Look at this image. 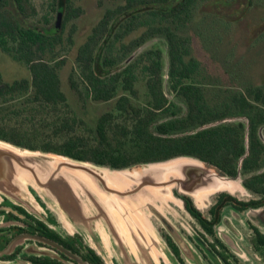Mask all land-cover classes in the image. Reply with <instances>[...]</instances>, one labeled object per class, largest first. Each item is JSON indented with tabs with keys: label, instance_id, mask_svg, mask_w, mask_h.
<instances>
[{
	"label": "trees",
	"instance_id": "16d2710c",
	"mask_svg": "<svg viewBox=\"0 0 264 264\" xmlns=\"http://www.w3.org/2000/svg\"><path fill=\"white\" fill-rule=\"evenodd\" d=\"M213 1L122 0L105 12L77 48L76 68L69 76L83 104L117 99L87 136L84 122L73 116L59 75L65 64L60 58L75 46V28L65 37L64 26L81 17L83 9L73 0H50L49 15H41L35 0H0V48L30 71L29 79L13 83L0 73V140L111 169L180 156L200 159L234 178L241 167L260 168L264 85L235 86L232 69L225 70L228 82L222 77L216 81L193 53L195 33L207 21L215 23L209 17ZM59 14L64 19L60 27ZM196 19L204 25L193 30L191 38L189 29ZM155 38L167 43L170 92L185 103L184 113L164 90L162 50L138 53ZM139 80L147 89L144 104L135 102ZM214 84L219 90L225 87V97L211 102L208 87Z\"/></svg>",
	"mask_w": 264,
	"mask_h": 264
},
{
	"label": "rangeland",
	"instance_id": "374dc122",
	"mask_svg": "<svg viewBox=\"0 0 264 264\" xmlns=\"http://www.w3.org/2000/svg\"><path fill=\"white\" fill-rule=\"evenodd\" d=\"M73 2L77 7H81L84 13L78 19L70 21L64 26L65 37L73 27L75 28V46L68 49V52L60 58H65V64L60 68L59 75L62 90L67 96L73 116L84 122L83 129L86 130L85 135L88 136L87 130H90V134H92L91 130L94 129L97 119L104 113L113 110L117 99L101 103L89 100L83 104L71 89L69 76L70 72L76 68L77 48L86 41L92 28L100 21L105 12L122 5V0H105L101 4L100 0H73ZM35 3L41 15H49L50 0H35ZM210 7L209 17L215 23L207 21L204 25L200 19H196L190 26L188 36L192 38V36L194 37L193 30L197 31L198 28L204 25L195 33L197 37L193 38L194 55L207 67L210 73L208 75H211V78L214 77L216 81L221 77L226 81L228 78L227 71L232 69L235 74V86L245 84V82L264 85V0H231L229 3L226 0H215ZM63 22L62 17L61 25ZM150 49L162 50L164 90L169 100L176 103L181 113H184L186 110L185 103L170 92L169 79L165 78L169 64L168 47L165 39L155 38L150 40L138 53ZM0 73L7 83L30 78L27 65L24 62L14 60L11 56L5 54L1 48ZM225 85L228 87L227 83ZM207 86L208 84H206ZM209 86L211 102L222 100L225 97L222 92L225 87L220 86L221 90H219L215 84ZM136 88L139 99L135 102L144 104L147 93L145 82L139 80L136 83ZM16 104L19 105L20 102H16ZM38 120L41 119L38 118ZM234 121L232 119L226 122ZM40 124L43 125L42 121H40ZM43 130L41 129L40 133L44 134ZM120 187L124 189L121 184ZM30 190V197L26 201L28 206L26 208L29 211H32L38 217L42 213L45 215L52 214L64 230L70 234L81 236L85 243L108 263L116 259L120 264H161V259H164L163 261L169 264V251L162 237V231L170 234L186 254L188 252L185 249H191L192 258L195 257L194 250L189 245L187 247L185 244L182 245L184 243L182 240L185 243L188 241L182 235L185 224L180 219L179 214L181 215V213L178 209L182 208V196L187 195L179 193L176 189L173 190L172 197L155 199L157 193L154 189L147 188L131 198H126L123 203L116 206L117 216L115 218L111 217L110 221L113 222V227L116 233H119L120 238L118 237L113 245L110 238L89 239L77 233L65 223V218L44 201L37 190L32 187ZM228 193L232 194V192ZM189 198L193 199L192 197ZM158 203L160 208L157 207ZM195 205L200 207V204L195 203ZM229 217V213L224 216L220 233L228 244L234 245L231 236V233L233 234L231 229V227L233 228L231 226L232 220ZM246 217L253 224L264 227L263 211H252L243 216V221ZM135 255L137 256L135 257ZM195 263L197 264V261ZM0 264H25V262L0 259Z\"/></svg>",
	"mask_w": 264,
	"mask_h": 264
},
{
	"label": "water",
	"instance_id": "95a60500",
	"mask_svg": "<svg viewBox=\"0 0 264 264\" xmlns=\"http://www.w3.org/2000/svg\"><path fill=\"white\" fill-rule=\"evenodd\" d=\"M61 19L59 14V27ZM168 71L169 64L166 79ZM31 187L77 233L89 239L110 238L112 245L119 237L110 221L111 217L117 216L116 206L147 188L157 193L155 199L172 197L176 189L200 205L209 204L213 196L222 192L249 194L240 173L236 178L231 177L218 167L194 157L180 156L125 169H111L0 140V201L6 197L28 208L26 201ZM157 207L160 208L159 203ZM257 211L264 214V209ZM10 250L11 247L0 256L7 255Z\"/></svg>",
	"mask_w": 264,
	"mask_h": 264
},
{
	"label": "flooded vegetation",
	"instance_id": "af4514ba",
	"mask_svg": "<svg viewBox=\"0 0 264 264\" xmlns=\"http://www.w3.org/2000/svg\"><path fill=\"white\" fill-rule=\"evenodd\" d=\"M264 144V126L259 129ZM243 183L248 184L247 196L218 193L209 204L197 207L194 201L182 196L180 219L185 229L182 245L168 233L162 237L169 251V264H264V227H259L243 216L264 209V177L262 183L253 187L255 179L264 174V164L250 171H243ZM45 207V206H43ZM229 213L234 245L228 244L220 233L224 216ZM48 215V216H47ZM35 215L26 207L6 197L0 201V253L11 247L10 253L1 260H21L25 264H120L113 259L108 263L88 246L78 234L64 230L52 214ZM247 219V220H246ZM187 227V229H186ZM191 254V256H190ZM161 259V264H167ZM189 260V261H188Z\"/></svg>",
	"mask_w": 264,
	"mask_h": 264
}]
</instances>
